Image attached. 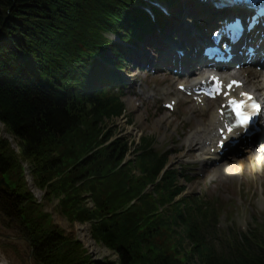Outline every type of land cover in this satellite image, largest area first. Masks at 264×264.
<instances>
[{
	"label": "trees",
	"instance_id": "trees-1",
	"mask_svg": "<svg viewBox=\"0 0 264 264\" xmlns=\"http://www.w3.org/2000/svg\"><path fill=\"white\" fill-rule=\"evenodd\" d=\"M39 1L0 0V121L19 139L20 151L24 156H34L43 143L51 141L59 146V142L52 139L65 141L64 137L71 133L80 134L81 129L90 131L89 139L93 141L84 143L83 151L77 154L74 160L76 164L73 163L72 168L80 166L85 169L92 166L95 169H85L73 178L72 183L73 186L79 184L74 190L82 188V184L89 178L87 171H91L90 175L94 177L91 183L101 181L104 177L109 178V185L105 189L106 198L101 200L102 195L98 199L95 197V206L107 216V221H111L110 226L103 227L106 233L104 239L115 252L116 260L104 263L90 261L81 244L64 236L63 230L27 198L22 190L23 182L22 185L15 181L11 183L6 176L8 188L0 190V215L6 217L8 222H19L18 230L30 234L31 237L26 239L33 249L34 260L38 264H176V260L167 257L165 247L166 240L175 232L173 226L179 225L185 239L193 242L207 264H247V256L237 262L212 254L205 255L204 248L198 244L196 219L187 220L183 215V211L192 213V207L197 208V203L194 201L188 207L189 203L185 200L174 202L181 188L177 186L173 172H167L157 181L166 161L164 157H157L150 151V141L144 139L139 148L138 160L143 167L139 173L141 178H136L132 170H128L127 164L122 165L129 151L127 141L117 140L105 144L110 137L105 133L107 122L122 113L123 105L116 97L107 94L90 95L94 91L93 84L106 74L98 69L96 79H90L88 68L95 66L88 63L83 65L82 56L89 54L83 45L88 44L89 51L99 41L102 43L100 34L107 30L110 14H119L120 5L125 0H78L80 4L71 10L66 9L69 7L64 0H58L59 7L70 12L69 15L62 14L60 10V13H56L64 25L61 30L65 36V46H62L63 42L56 43L55 50L44 57L39 49L46 47V44H42L46 39L41 27L36 24V21H39V25L44 24L38 17L43 11ZM7 10L10 14L7 12L6 15ZM30 21H34L35 25L31 23L33 27L29 26ZM39 42L41 46H38ZM34 52L36 56H33ZM53 59L57 60L59 67ZM62 81L64 85L60 84ZM102 160H105L103 165ZM11 166L10 156L0 147V172L7 175ZM68 167V164H62L53 157L38 167V171L62 174ZM64 181L67 182V179ZM149 184L152 186L151 191L144 192ZM12 189H18V192ZM153 195L158 197V204L156 201L151 203ZM77 198L79 203L84 201L79 195ZM133 199H136V203L123 211ZM112 201L115 204L110 205ZM163 204L169 206L167 210L172 212L171 215L164 216L158 212ZM70 205L68 212L78 209ZM84 212L95 216L97 211ZM66 217L73 221L71 213ZM156 237H165L163 245L155 242ZM39 238L40 243L33 244Z\"/></svg>",
	"mask_w": 264,
	"mask_h": 264
},
{
	"label": "rangeland",
	"instance_id": "rangeland-1",
	"mask_svg": "<svg viewBox=\"0 0 264 264\" xmlns=\"http://www.w3.org/2000/svg\"><path fill=\"white\" fill-rule=\"evenodd\" d=\"M64 2L69 7L66 8L68 10L74 9L76 4H80L78 0H64ZM57 3H59L58 0L39 1V6L43 11L38 17L44 24L39 25V21H36V24L41 27V32L43 33L44 39H46L42 43L46 44V47L39 49L43 57L48 53H52L55 50L54 45L56 43H62L65 37L62 35L63 30H61L64 25L60 22L61 19L58 18L57 14L60 13L58 12L59 10L65 15H69L70 12L65 8L61 9ZM7 12L8 10L5 12L6 15ZM1 13L3 14V10ZM8 14H10V12H8ZM47 16H49V18H47ZM7 17L9 18L10 16ZM11 18L14 19V17ZM31 23H34V21L29 22V26L33 27L35 23L34 25ZM0 41L2 42V39ZM42 44L39 42L38 46ZM48 44L50 45L48 46ZM63 45L65 46L64 42L62 43V46ZM62 46L60 47L64 48ZM30 51L35 50L30 49ZM36 55L37 53L34 52L33 56ZM137 80L139 81V86L135 87V89H137L138 93L134 94V91H131L126 97V115L122 118L112 119L107 122V130L105 133L110 135L109 139L112 138V141L121 140L128 142L130 150L125 159L127 162L126 166L128 170H132V174H134L136 178H141L139 173L143 167L137 158L139 156L137 143L143 137H153L157 150L161 152L169 150L171 154H173L171 159L176 165L178 163H183L186 159V157H183V154L188 149V142L186 139L194 133V128L181 126V124L176 126L179 121L186 118L184 111L185 108H188L186 105H182L178 112L171 115L160 110L161 106L159 99L162 97L161 90L170 88L171 79L152 75L146 79L138 78ZM56 83L59 82L56 80ZM60 84L64 85L65 82L62 81ZM152 84L156 87L153 90L155 97L148 101H144L142 95H139V87L141 90L145 91L147 87L151 89ZM156 121H159L158 125L154 126ZM168 123L170 124L169 126ZM81 130L80 134L76 132V135L71 133L70 136L64 137L65 141L52 139L58 141L59 146H55V144L50 141L47 144H41L39 147L40 149L38 148V152L34 156H24L20 151L19 139L10 133L5 124L0 121V147L3 149V152L5 151L7 156H10L12 165L7 175L3 177L0 175V181L5 180L4 183L8 185L7 177H9L11 183L15 181L20 182L22 185L23 182V193L27 195V198L30 199L34 205L38 206L37 208L42 211L44 216H48L54 225H57L63 230L64 236L71 240H78L81 242L80 244L87 249L88 257L92 259L95 258L96 260L101 259L103 262H112L116 260V255L105 241L104 238L106 237V233L103 229L104 226H110L111 221H107V216L95 206V197L98 199L99 196L102 195L101 200L106 198L105 189L107 185H109L107 181L109 178L104 177L101 178V181L97 180L91 183L94 177H91V171H87V176H89V178L82 184V188L76 191L77 189H74L76 186L78 187L79 184L73 186L72 183L73 178L85 169H92V171L95 169L92 166L86 167L85 169L80 166L72 168V164H76L74 160L76 161L78 157L77 154H81L83 151L84 143H86V141H93L89 139L90 131L88 129ZM72 148L74 149L72 150ZM53 157H56L58 162L62 164L63 162L68 164L69 167L66 172L57 174L56 171H38V167L40 168L41 165H44L46 160ZM193 160L195 159H188V162ZM103 162H105V160L101 161V165H103ZM64 166L65 165H62V167ZM190 166L191 165L186 167L188 171L193 172L196 170V165ZM211 174L212 170L207 173L205 179ZM65 179H67L68 183L64 181ZM127 180L124 183H126ZM260 182H264V179L256 178L255 186L258 187ZM4 187L6 188L4 184L0 185V190ZM251 187L252 190H245L239 194V190L243 188L239 189L232 183L221 187L220 185L207 184L206 180L203 179H196L187 184L186 189L188 193L198 192L199 194L202 193L209 197L220 191L225 198L229 199L231 205V211L227 213L225 210L220 221L227 226V223L233 220L235 223H242L241 226L247 229L248 227L250 228L255 221L264 224V186L262 185V189L258 187L257 190H263L260 193H257L254 186ZM66 188H68V190L64 193L63 191H65ZM12 190L18 192V189ZM143 190L145 189L143 188ZM144 192L150 191L145 190ZM78 195L84 198L82 203L78 202ZM152 199L154 200H152L151 203L156 201L158 204V197L153 195ZM240 199L242 201V207L236 210ZM70 203L75 205L76 208L78 207V209H73L68 212L70 210L69 206H71ZM109 204L113 205L115 201L109 202ZM167 207L166 204L162 205L160 209L162 210L161 215L166 216L170 214V210L168 209V211ZM64 209L67 212H65ZM87 210L97 212L95 216H91V214L84 212ZM69 213L73 216L71 218L73 221L67 219L66 215ZM84 214L87 215L85 216ZM101 216H103V220ZM91 217L93 219L88 221L87 219ZM19 226V222H8L6 217L0 215V257L4 259L6 264H38L33 258V249L29 247L27 241V237L31 236L28 233H22L18 230ZM173 228L175 232L171 233L166 240L165 252L167 257L176 260V264H199L196 258H194V255L190 254L188 246L185 243L180 245L181 242L178 241V238L181 236L180 228L175 225ZM99 237L101 240H99ZM164 240L165 237H156L155 242L158 245H163ZM86 241L93 243L94 249L87 247ZM33 242V244L40 243V238Z\"/></svg>",
	"mask_w": 264,
	"mask_h": 264
},
{
	"label": "bare ground",
	"instance_id": "bare-ground-1",
	"mask_svg": "<svg viewBox=\"0 0 264 264\" xmlns=\"http://www.w3.org/2000/svg\"><path fill=\"white\" fill-rule=\"evenodd\" d=\"M196 0H182L180 3L181 4H179L180 6V8H184L185 10H188L189 9V6H185V5H188V4H193L194 2H195ZM198 8H201L202 9V6H197ZM178 8V6L176 7V9ZM207 9V11H205L204 12V14H203V16L202 17H200V20L202 19V18H208L209 20H210V22L211 21H213L216 17L214 16V14H215V12H216V10H214V9H212V8H210L209 6H206V8L204 9V10H206ZM208 9H210L211 11H208ZM177 13H179V12H177ZM199 13V12H198ZM201 13V12H200ZM175 15V17H177V14H174ZM198 16H200V14H198ZM198 16H196V17H198ZM178 20L179 19H177V22H178ZM163 46H164V44H163ZM161 48H163V50H166L164 47H162L161 46ZM193 59H195V58H192V59H190L189 60V63H188V67L189 66H191L192 65V63H193ZM160 60L161 61H163V62H166V60H167V57H166V55H164V54H160ZM169 62V61H168ZM182 63L186 66L185 67V69L187 70V62H185V61H182ZM249 78H251L252 79V76H249ZM253 79H256V76L255 77H253ZM255 86L256 85H254L253 87L255 88ZM263 86V84H259V87H262ZM263 94H264V92H263ZM158 122L159 121H156L155 123H154V126H157L158 125ZM216 122V116H214V115H212L211 116V124H213V123H215ZM210 124V125H211ZM204 125L201 123V122H198V124H197V128H198V130L201 132V133H205V134H208V138L209 139H212L213 138V136H212V134H211V132H209V130H208V128H209V126H205V127H203ZM202 137H204L203 136V134L201 135ZM202 137H200V138H198L197 140H196V138H190V139H187V142H188V147H189V149H190V151H192V153H191V155L190 154H188V153H185V157L186 158H193L194 157V155H193V152L195 153V151H197V148H200L198 145L200 144L201 146H205L206 145V143H207V140H209V139H205V138H202ZM205 137H207V136H205ZM243 169V168H242ZM34 173V172H33ZM0 175L3 177L5 174H3V173H1L0 172ZM233 175H237V174H233ZM215 176H223V177H231V174H230V172L224 167V166H218L217 167V169L215 170ZM4 179V178H3ZM4 182H5V180H4ZM4 186H6V187H8V185L6 184V183H4ZM5 188V187H4ZM74 242H78V243H81V242H79L78 240H73ZM87 243H86V245H87V247H90V249L92 248V249H94V244L93 243H91V242H88V241H86ZM82 246V245H81ZM82 248L84 249V251L86 252V254H87V249L86 248H84V246H82ZM93 251V250H92ZM88 255V254H87ZM90 258V257H89ZM94 259V260H93ZM90 258L89 260L90 261H92V262H94V263H104L103 261H101V259L100 260H96L95 258ZM0 264H6L5 263V261H4V259L3 258H1L0 257Z\"/></svg>",
	"mask_w": 264,
	"mask_h": 264
},
{
	"label": "snow or ice",
	"instance_id": "snow-or-ice-1",
	"mask_svg": "<svg viewBox=\"0 0 264 264\" xmlns=\"http://www.w3.org/2000/svg\"><path fill=\"white\" fill-rule=\"evenodd\" d=\"M217 83H219L218 80H217ZM232 83L235 84L237 82L233 81ZM229 87H231V85H229ZM242 95H244L247 101V104H242L236 101H231V104L233 105L234 110L236 111V114L239 117L237 127H243L245 130H247L249 121L252 119L253 116L259 114L260 106L255 103L252 97L248 96L247 94H242ZM246 107H250V111H247V112L242 111V108H246ZM229 131H232V130L229 129ZM221 146L222 147L224 146L223 143L221 144Z\"/></svg>",
	"mask_w": 264,
	"mask_h": 264
},
{
	"label": "water",
	"instance_id": "water-1",
	"mask_svg": "<svg viewBox=\"0 0 264 264\" xmlns=\"http://www.w3.org/2000/svg\"><path fill=\"white\" fill-rule=\"evenodd\" d=\"M0 183L4 184V180H1ZM2 184H0V185H2Z\"/></svg>",
	"mask_w": 264,
	"mask_h": 264
}]
</instances>
